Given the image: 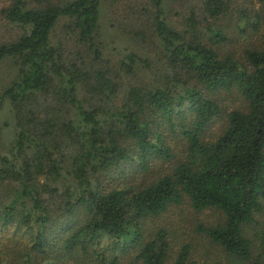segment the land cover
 I'll use <instances>...</instances> for the list:
<instances>
[{"label":"trees","instance_id":"obj_1","mask_svg":"<svg viewBox=\"0 0 264 264\" xmlns=\"http://www.w3.org/2000/svg\"><path fill=\"white\" fill-rule=\"evenodd\" d=\"M0 1V264H197L163 226L185 203L223 215L214 264H264V0Z\"/></svg>","mask_w":264,"mask_h":264},{"label":"rangeland","instance_id":"obj_2","mask_svg":"<svg viewBox=\"0 0 264 264\" xmlns=\"http://www.w3.org/2000/svg\"><path fill=\"white\" fill-rule=\"evenodd\" d=\"M137 1L140 2L141 0H133L132 2ZM4 5L5 4L0 1V9ZM166 10L168 18H171L173 24L176 27H179L182 19L186 17L185 10L188 9L182 7L181 4L174 2L172 6H166ZM121 16L118 17L119 20L122 18ZM104 18L106 20H104L103 23L104 33L102 32V36L109 52L113 54L111 57L115 59L131 52L133 47H131L130 43L122 41L118 37L121 32H115V29L112 27V23L107 22L109 14L105 13ZM117 27L118 26L115 28L117 29ZM7 30L8 27L4 23L0 22V42L5 41L9 36V31ZM113 31L116 33V37L113 34ZM248 34L247 38L236 36L237 40L233 39L225 45H222L220 51L234 54L236 57H241L243 49L249 47L250 43H253L254 47L259 45L258 36L251 33ZM8 66L7 62L0 66V90L3 89L14 76L13 71L11 68H8ZM0 124L4 127V134L6 136L8 129L11 128V121L9 114L5 111H3L0 116ZM216 128L217 124L212 128V130ZM258 218L260 221L259 223L264 225V214L260 215ZM222 221V213L214 209L197 212L194 211L188 203H185V205H182L179 208L172 209L170 213L165 215V220L163 219V226H168L169 238L172 242L169 251L170 257L173 258L182 245H188L192 254L191 260L193 262H196L197 264H214L217 262L224 263V258L226 256L225 253L207 240L205 235L200 232L199 229V227H208ZM252 230H260L259 224L252 227Z\"/></svg>","mask_w":264,"mask_h":264}]
</instances>
